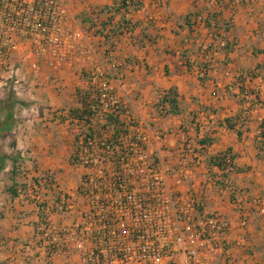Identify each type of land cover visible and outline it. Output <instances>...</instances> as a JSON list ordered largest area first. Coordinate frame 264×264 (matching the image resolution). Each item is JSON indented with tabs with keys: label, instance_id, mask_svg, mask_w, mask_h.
<instances>
[{
	"label": "crops",
	"instance_id": "1",
	"mask_svg": "<svg viewBox=\"0 0 264 264\" xmlns=\"http://www.w3.org/2000/svg\"><path fill=\"white\" fill-rule=\"evenodd\" d=\"M63 1L68 15L86 30L83 52L55 71L41 64V74L30 82L37 79L42 88L28 97L29 93L19 95L43 108L34 119L24 116V109L33 108L32 102L21 108L20 120L11 132L28 120L34 123L29 141L36 166L28 172L30 180L14 176L16 183L25 184L15 189L16 196L7 191L12 180L4 187L0 264H84L75 251L50 256L41 247L35 226L42 223L43 212L30 187L32 177L47 171L60 192L70 195L76 191L86 170L69 162L72 135L67 125L50 121L46 113L48 107L51 111L79 107L76 88L87 90L86 73L92 72H98L100 82L108 87L111 106L118 104L126 119L146 133L152 151L172 166L182 157L190 162V174L180 184L172 179L171 185L182 199L192 189L202 213L218 215L228 224L220 239L225 253L215 264H264V213L251 207L253 198H264V156L257 157L254 142L264 121V0L250 4L240 0H132L126 10L118 0ZM80 14L91 26L79 20ZM186 14H190V25L184 22ZM206 19L210 27L205 26ZM22 50L13 52L9 61L19 60ZM54 79L58 84L52 85ZM171 87L178 92L180 113L161 115L156 107L158 97ZM247 90L258 92L261 106L257 111L250 109L253 95H245ZM237 115L245 118L240 135L224 122ZM154 131L160 133L162 147L155 145ZM12 135L1 147L10 160L16 154L23 156L16 143L9 146ZM204 138L211 139L207 146L199 143ZM225 149L235 155L240 171L222 178L223 186H218L207 175L205 158ZM9 169L5 163L2 170ZM40 193L42 199L53 196ZM76 199L78 206L80 199ZM236 201L250 210L244 227L239 225ZM75 217L70 211L53 212L49 221L59 229L69 227Z\"/></svg>",
	"mask_w": 264,
	"mask_h": 264
},
{
	"label": "built area",
	"instance_id": "2",
	"mask_svg": "<svg viewBox=\"0 0 264 264\" xmlns=\"http://www.w3.org/2000/svg\"><path fill=\"white\" fill-rule=\"evenodd\" d=\"M240 1L250 4L253 0ZM84 34L77 20L68 15L63 0H0V89L7 85L8 78L14 77L13 88L22 94L21 79L7 66L19 48L29 50L19 58L21 67L27 64L37 75L41 64L57 70L82 54ZM90 75L92 83L99 86L101 116L114 102L98 72ZM252 100L250 109L257 111L261 102ZM60 114L58 111L57 116ZM127 127V137L137 133V141L146 145V151L137 143L131 144L133 153L129 159H122L121 169H105L99 158L96 169H85L73 194H59L51 199H42L40 192L47 191V183L58 190L56 180L53 176L46 179L35 175L37 181H31L30 190L43 212L42 223L37 227L41 247H51L50 256L75 251L84 264H215L225 253L220 239L228 224L215 214L197 216L200 202L192 189L182 199L171 185L172 179L180 184L190 174V162L182 157L173 167L158 155L152 166L149 155L154 151L148 144L149 137L137 126ZM79 128L80 124L74 126L75 131ZM127 137L122 140L124 144ZM152 138L157 147H162L159 132H152ZM15 143L18 150L24 149L19 137ZM76 198L80 199L78 206ZM4 205L0 201V206ZM233 205L238 209L239 225L244 227L250 210L238 201ZM251 207L263 214L264 198H253ZM69 211L76 214L69 227L57 229L50 223L51 213Z\"/></svg>",
	"mask_w": 264,
	"mask_h": 264
},
{
	"label": "trees",
	"instance_id": "3",
	"mask_svg": "<svg viewBox=\"0 0 264 264\" xmlns=\"http://www.w3.org/2000/svg\"><path fill=\"white\" fill-rule=\"evenodd\" d=\"M118 3L119 7H123L125 10L128 6H132V0H118ZM135 6H139V4ZM189 16L190 14H186L184 17V22L187 25H190L188 21ZM78 18L81 22H87L88 26H91V21L83 14H80ZM211 18H214V15H212ZM205 26L210 27L207 19L205 20ZM86 77L90 83L87 90L76 88L75 98L79 107L69 108L66 111L58 110L62 114L54 117L58 123L66 124L69 133L72 135L68 155L69 162L72 166H81L84 169H96L98 167L96 163L99 158H101L104 164L103 167H106L105 169L119 170L122 167V161L125 158L129 159L133 153L134 148L131 144L137 143L143 151H146V145L142 144L141 141H137V133H133L131 137H127L130 132V128H128L127 125L137 126V124L131 119H126L127 117L125 116L124 110L118 104L109 106L107 110L103 111L101 116H99V110L102 108L99 102V86L92 83V76L89 73H86ZM244 93L252 94L253 98L260 102L257 91L247 90ZM178 97V92L174 87L162 91L156 104L160 114L167 116L180 113ZM250 103H253V100ZM29 105L30 102L21 99L12 86H10L5 93L0 95V170L4 166V159L9 158V156L5 155L1 150L3 142L11 135L15 124L19 122V110ZM160 107L165 108L160 110ZM126 122H128V124H126ZM224 122L227 128L235 129L237 134L240 135V128L243 127L245 118L237 115L226 118ZM75 123L80 124V128L77 131L74 130ZM126 137V143L124 144L122 140ZM210 142V138H204L199 141L203 146H207ZM254 142L258 150L257 157L262 158L264 156V121L259 124L258 132L254 136ZM9 146L15 147V142L10 141ZM234 160L235 155L231 153L230 149H225L222 152H217L206 157L205 168L207 169V175L216 185L223 186L221 181L222 178L228 177L230 173L240 171ZM157 161L158 153L154 151L149 155V162L153 166ZM9 172L13 177L10 178L12 184L7 188V191L12 196H16L15 189L20 186L23 189L25 184L16 183L14 180L15 174L17 175L15 159H12ZM39 174L46 179L52 178V174L47 171ZM36 181L37 179L35 177L32 178V182ZM45 189L49 194H53L54 198L59 194H63L52 188L49 183L45 184ZM201 213L202 209L198 208L196 210V215L200 216ZM38 225L39 223L35 226V234H40L37 230ZM51 250V247H46L48 254Z\"/></svg>",
	"mask_w": 264,
	"mask_h": 264
},
{
	"label": "rangeland",
	"instance_id": "4",
	"mask_svg": "<svg viewBox=\"0 0 264 264\" xmlns=\"http://www.w3.org/2000/svg\"><path fill=\"white\" fill-rule=\"evenodd\" d=\"M22 49L24 50V52L26 51L25 53L29 52L28 48H22ZM22 49L19 48V50H22ZM15 52H17V51H15ZM19 54H22V53H19ZM7 66L9 67V69L11 68L14 72H16L18 74V76H19V79H21L22 82L20 83L19 87L22 86V94L23 93H29V94L26 95L28 97L30 95H34L35 92L38 91L37 89L42 88V85L39 83V80L36 79V80H34V82H32V81L30 82V80H33V76L36 77V76L40 75L41 71L43 70V68L40 69L39 74L34 75L33 72L29 69L27 64H25L23 67H21L20 59L17 60V61H12V62L8 61ZM51 71H55V70L51 69ZM26 72H27V75H24V73H26ZM22 77L24 78V80L22 79ZM13 80H14V77L13 78H8L6 80L7 85L4 88L0 89V93H2V94L5 93L10 88V86L14 87ZM53 84H58V82L55 80L54 82H52V85ZM30 102L33 103L32 107L34 108V112H30L29 108L28 109H24V116H25V118H33L34 119V118H36V116H38V114L40 115V110L43 107L40 106L35 101H30ZM47 109H48L47 110L48 113H46V116L49 115L48 119L50 121L55 120L54 117L57 115L58 110L51 111V110H49L50 107H48ZM48 119H47V121H48ZM30 124L27 122L26 125L23 124L22 126H20L17 129V131L12 133L13 135L11 134L12 136L9 139V140L13 141L14 138L19 137L20 144H22V147L27 150V154H25L26 151L24 149L19 150L21 155H23V156H20L19 154H16L15 156H13V159L16 160L17 178L20 181L21 180L23 181L24 178L30 180V177L28 176V172L32 171V169L34 170V168L36 166L35 155H34L33 149L31 148V142L29 141V139H30L29 134L34 129V123L32 125H30ZM27 126H29V128ZM5 163H6V167L9 169L11 167L12 160H10V158H6V160H4V164L3 165H5ZM168 164H170V163L168 162ZM173 167H176V166L174 165ZM3 168H4V166H3ZM2 169L0 170V201L4 202V199H3V197H4L3 194L5 193L4 187L6 186V184H8L7 182H9V180H11L10 178L13 177V175L9 171L2 170ZM173 169H176V168H173ZM32 178H31V181H32ZM219 257H222V256H219Z\"/></svg>",
	"mask_w": 264,
	"mask_h": 264
}]
</instances>
